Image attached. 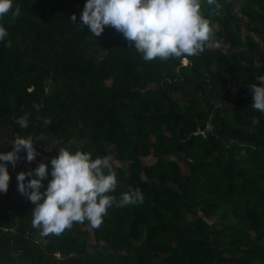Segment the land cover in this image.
<instances>
[{
	"label": "trees",
	"instance_id": "1",
	"mask_svg": "<svg viewBox=\"0 0 264 264\" xmlns=\"http://www.w3.org/2000/svg\"><path fill=\"white\" fill-rule=\"evenodd\" d=\"M85 2L14 0L20 14L0 18V151L17 135L39 139L0 192V260L264 264V111L248 86L264 75V0H202L213 31L187 63L146 61L113 26L96 37L77 25ZM207 125L206 138L194 134ZM69 145L111 155L117 200L137 188L144 199L113 205L98 227L85 220L41 237L17 174L47 161L46 188L51 158Z\"/></svg>",
	"mask_w": 264,
	"mask_h": 264
},
{
	"label": "clouds",
	"instance_id": "2",
	"mask_svg": "<svg viewBox=\"0 0 264 264\" xmlns=\"http://www.w3.org/2000/svg\"><path fill=\"white\" fill-rule=\"evenodd\" d=\"M214 0H208L213 3ZM14 0H0V18L12 11L20 14V7L13 9ZM70 19L77 24V14ZM79 25H87L90 33L98 37L106 26H113L142 53L146 61L155 58L186 57L198 55L205 50L213 31L209 18L202 11V0H86L80 14ZM8 36L7 28L0 23V41ZM251 83L253 92L252 108L264 111V75H258ZM17 123L22 128L29 126L28 115L20 116ZM45 123H51L50 118ZM32 135H17L9 151H0V192L6 193L10 186L11 166L20 161L22 151L27 161H33L38 150ZM111 155L93 156L91 151L73 150L69 146L59 147V154L49 163H39L33 169L17 174L18 190L35 207L31 210L32 224L44 235L62 233L74 222L89 221L100 226L113 205L123 206L142 202L144 194L137 188L125 192L117 200L114 194L118 176L112 165ZM30 177V179H29ZM43 189V190H42ZM0 264H4L0 260Z\"/></svg>",
	"mask_w": 264,
	"mask_h": 264
},
{
	"label": "built area",
	"instance_id": "3",
	"mask_svg": "<svg viewBox=\"0 0 264 264\" xmlns=\"http://www.w3.org/2000/svg\"><path fill=\"white\" fill-rule=\"evenodd\" d=\"M209 129H210L209 125H207L205 128L199 127L194 134L196 136H202V137L206 138Z\"/></svg>",
	"mask_w": 264,
	"mask_h": 264
},
{
	"label": "rangeland",
	"instance_id": "4",
	"mask_svg": "<svg viewBox=\"0 0 264 264\" xmlns=\"http://www.w3.org/2000/svg\"><path fill=\"white\" fill-rule=\"evenodd\" d=\"M214 28H216V27H214ZM155 161H156V160H155L154 158H152V157L146 159V163L149 164V165L153 164ZM115 163H116L117 165L123 166L124 168H128V163H119V162H117V161H115ZM39 235H40L41 237L44 235L43 232H42V230H41V233H40Z\"/></svg>",
	"mask_w": 264,
	"mask_h": 264
}]
</instances>
